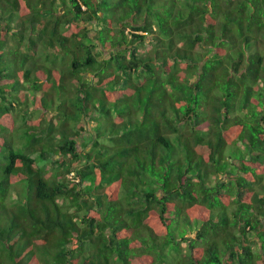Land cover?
<instances>
[{"label": "trees", "instance_id": "1", "mask_svg": "<svg viewBox=\"0 0 264 264\" xmlns=\"http://www.w3.org/2000/svg\"><path fill=\"white\" fill-rule=\"evenodd\" d=\"M0 264H264V0H0Z\"/></svg>", "mask_w": 264, "mask_h": 264}, {"label": "rangeland", "instance_id": "2", "mask_svg": "<svg viewBox=\"0 0 264 264\" xmlns=\"http://www.w3.org/2000/svg\"><path fill=\"white\" fill-rule=\"evenodd\" d=\"M46 59V58H44ZM46 61V60H44ZM48 62V61H47ZM96 125V122L92 121L89 124V129H93ZM87 133H84L83 136H87ZM85 138L83 137L81 140V143L84 142ZM231 151V150H230ZM230 151H228L230 153ZM24 186H22V184H15L12 188V192H11V196L9 199V202L12 204V202H15L17 199H19L20 197H22V194H24ZM185 252H189V247L188 244L185 242H182L181 245L179 246V249L176 248H168L167 249V259L169 260L168 262H174L181 254L185 253Z\"/></svg>", "mask_w": 264, "mask_h": 264}]
</instances>
